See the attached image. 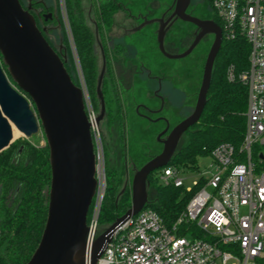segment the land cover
Masks as SVG:
<instances>
[{"label":"water","instance_id":"water-1","mask_svg":"<svg viewBox=\"0 0 264 264\" xmlns=\"http://www.w3.org/2000/svg\"><path fill=\"white\" fill-rule=\"evenodd\" d=\"M189 3L190 0H174V10L166 21L179 18L197 26L199 31L188 47L177 54L167 52L163 45L165 32L161 26L157 41L166 57L180 58L188 55L204 35L214 34L204 62L195 105L192 112L171 129L163 141L162 150L135 170L131 180V206L111 224L98 225L90 264H97L116 227L148 203L147 176L169 163L181 135L198 122L204 110L214 61L222 44V32L215 21L188 14L186 9ZM154 21H145L136 29ZM94 32L101 57L96 83L99 100L96 123L100 129L105 112L102 94L105 60L98 33ZM0 55L19 87L10 82L0 61V152L15 139L11 123L26 138L41 128L49 148L51 183L47 219L40 241L26 264H85L87 214L97 180L83 89L71 80L64 60L50 46L34 16L19 0H0ZM126 185L127 180L120 193Z\"/></svg>","mask_w":264,"mask_h":264},{"label":"built area","instance_id":"built-area-1","mask_svg":"<svg viewBox=\"0 0 264 264\" xmlns=\"http://www.w3.org/2000/svg\"><path fill=\"white\" fill-rule=\"evenodd\" d=\"M211 8L222 39L241 37L249 45L246 68L237 71L229 64L225 70L228 81L247 88L241 143L213 147L209 176L191 187L184 186L181 175L189 167L167 164L153 171L157 182L192 192L185 208L167 224L154 209L143 207L116 227L97 264H264V0H211ZM83 93L97 180L87 223L85 264H90L106 182L97 113Z\"/></svg>","mask_w":264,"mask_h":264},{"label":"trees","instance_id":"trees-1","mask_svg":"<svg viewBox=\"0 0 264 264\" xmlns=\"http://www.w3.org/2000/svg\"><path fill=\"white\" fill-rule=\"evenodd\" d=\"M19 1L26 8L23 2ZM87 1L88 4L93 3L97 11L96 16L108 26L111 25L119 5L117 0H64L77 60L91 104L97 113L98 57L94 29L88 21ZM32 4L43 8V5L35 1ZM213 17L220 24L214 15ZM50 22L51 20H47L45 23ZM36 24L41 29L37 21ZM41 32L50 46L60 54L71 80L78 85V81L71 74L76 64L66 33L63 32L61 39L67 60L62 50L56 49L51 38L45 32ZM248 53L249 45L245 39L241 37L234 40L222 39L214 61L204 110L198 122L184 133L182 144L176 148L168 164L193 169L197 156L208 155L218 143L229 142L234 146L241 143L246 122L247 88L241 82L228 81L225 70L229 64H233L237 71L246 68ZM0 61L10 82L19 88L10 76L1 55ZM24 94L28 97L26 93ZM102 94L104 96L103 86ZM104 101L108 108V102L105 99ZM109 137L112 139L110 133L107 137L105 135L102 137L106 187L98 215L99 226L111 224L131 206L130 186L127 184L120 193L127 178L126 160L139 167L149 158L132 147L128 141H124L125 134L120 131L121 159L116 162L112 147L109 146ZM147 182L149 187L155 190V195L144 207L154 209L167 224L172 223L185 208L192 192H185L183 187H176L173 184L157 182L153 172L147 176ZM50 183L49 148L45 139L41 145L20 137L0 152V264H26L32 256L47 219ZM92 205L93 203L88 210L87 223L91 217ZM184 226L180 227V234L184 233ZM188 226L195 230L194 225ZM196 231L198 236H203L197 229Z\"/></svg>","mask_w":264,"mask_h":264},{"label":"flooded vegetation","instance_id":"flooded-vegetation-1","mask_svg":"<svg viewBox=\"0 0 264 264\" xmlns=\"http://www.w3.org/2000/svg\"><path fill=\"white\" fill-rule=\"evenodd\" d=\"M30 1L31 6L29 5L26 8L29 9L30 13L40 24V30L45 32L47 36L50 37L48 34V29H46L44 25H42V23H45L47 20L54 19L55 16H53L52 18L51 14L44 13L43 11L40 12V10L36 8V5L34 6L32 4L33 1ZM40 4L44 5V2L41 1ZM117 4L119 5V8L115 11L113 21L109 26L100 21L98 16H96L97 11L93 3L90 4L89 9L87 10V14L90 20V26H92L94 31H97V33L100 35L99 41L105 60V73L102 81V86L105 96V98L104 96L103 98L108 102V108H106L105 106L102 123H104L108 134L110 133V135L112 136V131L115 130L119 136V132L121 131L125 134L124 141H127V127L125 124L126 122L124 111L125 103L122 93L123 91H129L130 89H132L136 75L141 77V75H144V73H148L149 82L147 89L144 92V97L146 98V100L144 99L143 101H137L133 97H131L128 102V106L131 107V112L134 116V120L144 122L146 124V130L150 131V133L153 135L154 146L157 149L154 152L148 153L149 155L146 153L144 155L143 152H140L144 156H149V158L146 160L148 161L150 158H152L162 150L163 141L165 140L171 129L190 114L187 111L188 94H185L186 86L188 85V83L183 76L180 77L178 76V74L170 79L163 75L162 71H160L159 73L155 72L154 75H151V68L146 66L144 62H136V60L138 59L137 46L138 44L142 43L143 52H148L153 55V51L155 50L157 51L156 54L164 55L160 51L157 41V32L161 26V28H163L165 32L163 37V45L165 50L173 54L181 53L180 50L177 49L178 47L176 46L174 40L168 38L169 31L180 19L171 18L168 22H166L174 10V0H159V2L156 3V6L160 9L158 11V14H155V12L153 11V14L150 17L148 15L145 16L142 13L139 15H133L130 10H128V8H126L121 2L117 1ZM190 4L191 3H189V5ZM44 7L46 8L45 5ZM148 12L152 13L151 10ZM190 15L192 14L190 13ZM196 17L200 19H211L218 23L214 19L213 14L204 17L196 15ZM41 19L43 21H41ZM152 19H155V21L149 23L152 26L151 31L148 29L145 31L142 30V28L148 24L144 25L140 29H136L143 22ZM192 26L193 27L190 30L192 34L191 41L193 40L194 35L199 31L196 25L192 24ZM181 29V34L183 35L181 43L183 44L188 41L189 31L187 30V28ZM213 39L214 34L211 33L204 35L200 39V41L203 40L205 42L204 44L209 45L207 53L210 49ZM190 43H187V45L182 50L184 51ZM155 70L158 71V69ZM173 89H178V91H180L181 102L176 106L177 108H175V111H173L172 109L164 111L167 103H169V106L171 107L170 103L173 99ZM196 97L197 94L195 95V101ZM156 101H158L159 103L156 104ZM184 133L181 135L179 142L182 139ZM102 134L101 136L103 137L104 134ZM128 161L126 160V170L128 167ZM129 162V165H133L134 167H136V169L140 168L145 163L144 162L141 166L137 167L136 164L132 163L131 161Z\"/></svg>","mask_w":264,"mask_h":264},{"label":"rangeland","instance_id":"rangeland-1","mask_svg":"<svg viewBox=\"0 0 264 264\" xmlns=\"http://www.w3.org/2000/svg\"><path fill=\"white\" fill-rule=\"evenodd\" d=\"M23 2V5L25 7L31 6V1L30 0H21ZM33 2L40 3L41 1L44 2V5L46 8H42L40 5H37L36 8L40 10V12H44L47 14H51L52 18L55 16L54 19H51L50 23H42L46 29H48V34L55 45L56 49L62 50L65 60H67V55L65 50H63V43L61 36L64 33H66L67 39H68V45L72 53V57H74V63L76 64V67L74 70H71V74L73 77L78 81V86H80L83 90H85L88 94L87 86L84 81V78L82 76V70L79 66L77 56H76V50H75V45L74 41L72 38L69 22H68V17L65 9V4L64 0H32ZM118 2H121L128 10L133 15H148L149 17L153 14V11L155 14H158V11L160 10L159 7L156 6V3L159 2V0H117ZM166 1V0H164ZM87 1L86 8L89 9L90 4ZM190 5L187 8V13H191L192 15L196 16H210L214 15V11L211 8V0H190ZM43 5V7H44ZM86 9V10H87ZM152 11V13H149L148 11ZM41 21H43L41 19ZM88 21L89 17H88ZM192 24L187 21L183 20H178L177 23L173 26V28L169 31L168 38H171L174 40L176 46L178 47L177 49L182 52L183 48L187 45V43H190L191 41V28ZM181 28H187L189 31L188 34V41L185 43H181L182 39V34ZM150 30L152 29L151 24H148L142 28L143 31L145 30ZM95 35V34H94ZM99 35V34H98ZM100 37V35H99ZM100 39V38H99ZM153 43V42H152ZM151 43V45H152ZM205 42L201 40L195 47L194 49L186 56L180 57V58H168L165 57L164 55L156 54L157 51H153L154 54L151 55L148 52H143V45L138 44L137 46V60L136 62H144L146 66L152 69L151 75H154L155 72L159 73L162 71L163 75L166 77L173 78L175 75L178 74V76H183L186 79V82L188 85L186 86V92L185 94H188V113L192 112L193 105L195 104V95L198 92L200 82H201V76H202V68H203V63L205 60V55L207 53L209 45L204 44ZM147 44V43H146ZM95 47L97 50V57H98V70L101 65V57H100V50L99 46L96 42L95 39ZM153 56V57H152ZM156 56V58H155ZM154 59V60H153ZM156 61V62H154ZM155 69H158L155 70ZM148 73L144 75H141L139 77L136 75L134 85L132 89L129 91H123V97H124V111H125V124L127 127V133H126V139L128 143L137 149L140 152H143L144 155L145 153H151L154 152L157 148L154 146V140H153V135L150 133V131L146 130V124L141 121H135L134 116L132 115L131 112V107L128 106L129 99L133 97L137 101H143L144 99L146 100L145 96V91L148 86ZM173 99L170 103L171 107L169 106V103H167L166 108L164 111H167L168 109H172L175 111L176 106L181 102L180 101V91L178 89H173ZM89 96V94H88ZM156 104L159 102L156 101ZM178 110V109H177ZM11 128H12V136L15 139H18L22 136V133L11 123ZM100 132L101 134L103 133L106 137L108 135L107 129L105 128L104 123H100ZM43 131L40 128L39 131L28 137L30 141H33L35 143L39 144H44V139L45 136L42 134ZM102 134V135H103ZM26 138V137H24ZM112 139L109 137V146L112 147V152L114 155V158L116 162H119L121 159V147L119 144V136L116 133V131H112ZM14 139V140H15ZM183 139L180 140L178 147L182 144ZM149 155V154H148ZM147 155V156H148ZM128 161V160H127ZM210 162H211V156L208 154H202L197 156L196 159V164L195 168L188 170L187 172L181 174L182 177L184 178V186L185 187H191L193 185V182L195 180H199L201 177H208L210 172ZM130 162L128 161L127 165V184L130 186L131 189V180L133 178L134 172L136 170V167L133 165H129ZM210 190V188H208ZM155 195V190L152 187H148V200H153ZM187 238H191L190 235L187 236Z\"/></svg>","mask_w":264,"mask_h":264}]
</instances>
